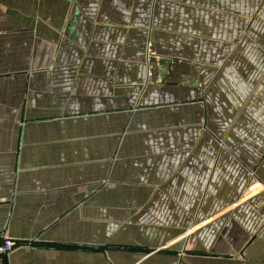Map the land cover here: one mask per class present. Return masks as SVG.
<instances>
[{
  "label": "crops",
  "instance_id": "obj_1",
  "mask_svg": "<svg viewBox=\"0 0 264 264\" xmlns=\"http://www.w3.org/2000/svg\"><path fill=\"white\" fill-rule=\"evenodd\" d=\"M0 5V264H264V0Z\"/></svg>",
  "mask_w": 264,
  "mask_h": 264
},
{
  "label": "built area",
  "instance_id": "obj_2",
  "mask_svg": "<svg viewBox=\"0 0 264 264\" xmlns=\"http://www.w3.org/2000/svg\"><path fill=\"white\" fill-rule=\"evenodd\" d=\"M13 248H14V244L9 240H5L4 242L0 243V255L4 256L10 253L13 250Z\"/></svg>",
  "mask_w": 264,
  "mask_h": 264
}]
</instances>
